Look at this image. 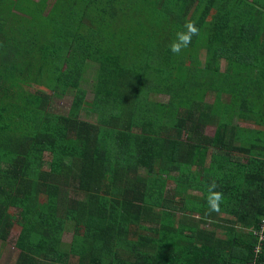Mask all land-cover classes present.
<instances>
[{"label":"trees","instance_id":"trees-1","mask_svg":"<svg viewBox=\"0 0 264 264\" xmlns=\"http://www.w3.org/2000/svg\"><path fill=\"white\" fill-rule=\"evenodd\" d=\"M263 217L264 0H0V256L248 264Z\"/></svg>","mask_w":264,"mask_h":264},{"label":"rangeland","instance_id":"rangeland-1","mask_svg":"<svg viewBox=\"0 0 264 264\" xmlns=\"http://www.w3.org/2000/svg\"><path fill=\"white\" fill-rule=\"evenodd\" d=\"M224 66V63L222 62V67ZM90 77L87 76L86 79H84L82 86L85 87L87 89V94H86V98H91L92 96V87L89 83ZM151 98H157V95L152 94ZM208 98H211V95L208 96ZM70 103V95H66L64 97H58V98H54L52 100V104L54 105V110L55 111H67L68 106ZM81 118H84L86 120L92 121L94 122L96 120V115L94 113H91L89 111H83L80 114ZM242 123L246 124V122L242 121ZM205 132L207 134H212L213 132V127L212 126H206L205 128ZM45 160H49L50 155L49 153H45L44 155ZM187 202H189L187 200ZM19 230V227L17 225H15L13 227V229L11 230V234L9 235V239L6 241V247L7 249H5V251L1 254L0 256V263L1 264H14L15 263V256L17 251L14 249L13 247V240H14V236H16L17 232ZM64 240H69L68 236L65 235Z\"/></svg>","mask_w":264,"mask_h":264},{"label":"clouds","instance_id":"clouds-1","mask_svg":"<svg viewBox=\"0 0 264 264\" xmlns=\"http://www.w3.org/2000/svg\"><path fill=\"white\" fill-rule=\"evenodd\" d=\"M198 34V28L191 21H186L183 25V30L177 32L176 40L170 44V49L174 54H179L184 48L191 44L192 37ZM217 187L215 181L209 185L208 204L209 211H219V202L221 200V193L213 191Z\"/></svg>","mask_w":264,"mask_h":264},{"label":"built area","instance_id":"built-area-1","mask_svg":"<svg viewBox=\"0 0 264 264\" xmlns=\"http://www.w3.org/2000/svg\"><path fill=\"white\" fill-rule=\"evenodd\" d=\"M251 233L255 237V244L253 246V258L248 264H264V217L252 229Z\"/></svg>","mask_w":264,"mask_h":264}]
</instances>
